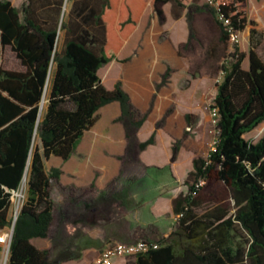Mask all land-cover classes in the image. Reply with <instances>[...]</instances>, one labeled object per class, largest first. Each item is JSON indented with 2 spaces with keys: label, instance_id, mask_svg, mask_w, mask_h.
<instances>
[{
  "label": "trees",
  "instance_id": "trees-1",
  "mask_svg": "<svg viewBox=\"0 0 264 264\" xmlns=\"http://www.w3.org/2000/svg\"><path fill=\"white\" fill-rule=\"evenodd\" d=\"M195 1L26 0L18 8L0 0V231L12 227L11 198L26 175L6 264L81 257L33 243L50 236L53 182L64 175L60 167L47 172L45 162H68L101 109L112 103L119 105L126 138L144 125L147 117L122 84L108 89L98 72L119 56L148 6L162 16V6L170 4L172 18L179 20ZM215 2L209 8L227 51L232 38L251 25L249 67H242L246 54L237 46L225 57L211 106L218 114L215 147L193 158L187 193L172 200L178 230L157 240L156 248L126 257L125 264H264V135L257 142L245 138L264 122V59L254 43L264 32L248 20L247 0ZM6 47L22 69L2 65ZM153 143L154 135L140 148Z\"/></svg>",
  "mask_w": 264,
  "mask_h": 264
},
{
  "label": "rangeland",
  "instance_id": "rangeland-1",
  "mask_svg": "<svg viewBox=\"0 0 264 264\" xmlns=\"http://www.w3.org/2000/svg\"><path fill=\"white\" fill-rule=\"evenodd\" d=\"M10 1L19 8L26 0ZM194 3L179 20L172 18L168 5L162 6V16L146 13L137 33L120 55L98 72L108 89L117 82L122 84L134 107L147 117L144 125L126 138L125 127L118 121L117 105H107L99 112V131L93 137L86 136L81 148L68 162L56 158L46 160L47 172L52 167H60L65 171L63 178L70 179L72 175L68 169L72 164L87 163L98 177L102 175L98 169L100 165L112 170V164L128 162L133 168L130 175L135 179L133 183L125 186L120 180L127 176L123 171L111 187L128 210L141 206L146 197L171 195L176 198L187 193L184 184L193 169V158L206 157L215 147L217 130L211 106L216 94L215 84L223 80L221 67L225 57L236 46L242 51L243 46L247 59L250 49V41L245 43L241 34L239 41H232L227 51L218 41L217 16L204 0ZM259 22L264 29V21L260 19ZM254 43L264 59V33L256 35ZM2 65L7 69H22L10 47L4 50ZM152 135L154 143L141 149L140 144ZM263 135L264 122L245 134V138L257 142ZM25 183L13 192L12 218L22 206ZM55 185L58 195L57 183L53 182ZM198 211L202 213L203 208ZM157 223L161 233L157 227H151L147 235L135 241L157 243L178 230L176 218L170 215H162ZM4 232L10 233L11 227L0 231V236ZM55 242L58 241L53 236V247ZM0 247V264H5L8 255L4 245ZM73 252L82 256V250Z\"/></svg>",
  "mask_w": 264,
  "mask_h": 264
},
{
  "label": "crops",
  "instance_id": "crops-1",
  "mask_svg": "<svg viewBox=\"0 0 264 264\" xmlns=\"http://www.w3.org/2000/svg\"><path fill=\"white\" fill-rule=\"evenodd\" d=\"M247 1L248 20L255 21V27L264 32L259 22L260 19L264 21V0ZM167 5L170 11L171 5ZM148 12L156 13L151 6H148L131 37L137 33L145 14ZM207 22L211 23L210 20H207ZM250 28L251 25L248 24L241 33L245 43L250 41ZM216 33L219 41L220 28ZM131 37L125 42L123 48ZM241 49L242 52L245 51L243 46ZM244 53L246 54V52ZM244 63H247V66ZM242 67L248 69V57L247 59L245 57ZM115 104L120 114L119 105L118 103ZM98 131L99 125L96 123L85 134L77 150L83 145L86 136L93 137ZM111 166L112 170L109 166L100 165L98 169L102 172V175L97 177L89 164H72L68 169L72 177L64 179L63 175L57 183L58 195L55 193L56 185L53 186L52 196L55 202V212L50 228V236L48 239H35L33 243L41 249L52 248L54 252L56 250L57 252L82 250L81 258L64 261L60 264H92L109 244L133 242L144 234L147 235L151 227H157L159 233H161V226L157 223L158 219L166 214L174 218L172 208L174 196L171 195L158 196L157 198L146 197L142 205L135 206L134 210H128L125 206H122L118 200V192L114 193L111 188L112 183L119 179L121 172L125 171L126 178H120V180L125 183V186L132 184L135 180L130 176L133 168L128 162L114 163ZM53 236L58 241L57 244L55 242L54 247L52 244ZM125 261L126 258L119 257L114 260L113 264H125Z\"/></svg>",
  "mask_w": 264,
  "mask_h": 264
},
{
  "label": "built area",
  "instance_id": "built-area-1",
  "mask_svg": "<svg viewBox=\"0 0 264 264\" xmlns=\"http://www.w3.org/2000/svg\"><path fill=\"white\" fill-rule=\"evenodd\" d=\"M206 4L211 7H216L215 0H204ZM220 19H223L220 16ZM227 23V20L225 21ZM232 41H239L238 37H233ZM231 41V42H232ZM217 109L212 108V117L215 124H217ZM12 238V231L10 233L4 232L0 236V244L4 245V249L8 255L9 253V246ZM157 244L152 241L147 240H139L135 242H115L106 246V248L101 252L98 259L92 264H113L114 260L119 257H129L134 256L140 253H143L147 250L156 248Z\"/></svg>",
  "mask_w": 264,
  "mask_h": 264
},
{
  "label": "water",
  "instance_id": "water-1",
  "mask_svg": "<svg viewBox=\"0 0 264 264\" xmlns=\"http://www.w3.org/2000/svg\"><path fill=\"white\" fill-rule=\"evenodd\" d=\"M42 105H43V102H42ZM25 181H26V175L24 176V181L23 182H25ZM18 213H19V211H16V213L14 215V218H13L12 227H11L12 233H13V230H14V225H15ZM6 262H7V260L5 261V264H6Z\"/></svg>",
  "mask_w": 264,
  "mask_h": 264
},
{
  "label": "bare ground",
  "instance_id": "bare-ground-1",
  "mask_svg": "<svg viewBox=\"0 0 264 264\" xmlns=\"http://www.w3.org/2000/svg\"><path fill=\"white\" fill-rule=\"evenodd\" d=\"M26 184V183H25ZM24 185V184H23ZM17 211H19V209L17 210Z\"/></svg>",
  "mask_w": 264,
  "mask_h": 264
}]
</instances>
